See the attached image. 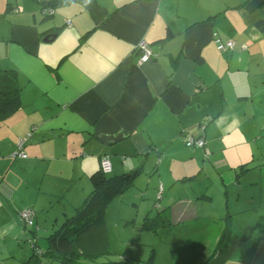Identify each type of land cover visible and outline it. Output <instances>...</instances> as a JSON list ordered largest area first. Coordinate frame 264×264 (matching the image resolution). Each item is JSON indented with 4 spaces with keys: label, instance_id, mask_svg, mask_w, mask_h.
<instances>
[{
    "label": "crops",
    "instance_id": "1",
    "mask_svg": "<svg viewBox=\"0 0 264 264\" xmlns=\"http://www.w3.org/2000/svg\"><path fill=\"white\" fill-rule=\"evenodd\" d=\"M9 8L0 68L16 74L21 106L0 123V264L28 254L18 213L31 209L39 233L55 227L84 204L103 156L111 174H136L129 187L142 177L161 189L159 201L210 184L206 171L226 197L247 172L248 187L264 185V152L253 158L264 150V0L63 1L46 17L32 0ZM214 37L233 49L218 51ZM140 40L154 54L144 64ZM202 124L204 149L186 148ZM234 136L247 143L228 145ZM22 138L26 157H12ZM243 144L252 147L228 156Z\"/></svg>",
    "mask_w": 264,
    "mask_h": 264
},
{
    "label": "rangeland",
    "instance_id": "2",
    "mask_svg": "<svg viewBox=\"0 0 264 264\" xmlns=\"http://www.w3.org/2000/svg\"><path fill=\"white\" fill-rule=\"evenodd\" d=\"M11 2L14 3V0H0V29L6 28V35H10V16L14 13V10L9 8ZM1 37L0 35V41H2ZM7 40L10 41L9 36H7ZM234 139L238 140L237 143H247L246 139L234 136L227 142L228 145L232 144ZM257 145L255 148H261V145H264L262 138L257 139ZM245 146L252 147L248 144L240 145L236 147L237 150L227 151L228 153L232 152L228 156L243 152L247 149ZM192 147L186 148L194 149ZM259 150L264 152L257 148L253 158L259 156ZM181 156L180 152L178 157ZM204 160L203 157L200 159V165ZM168 162L166 161L165 165ZM206 173L211 180L210 184L206 180H199L191 185L183 184L187 189L192 187L194 190L187 192L180 189L179 192H172L169 197L166 193L157 202L155 198L157 188L138 183L142 178L138 177L132 187L113 198L109 203L105 217L106 233L104 236V243H108H106L107 249L102 250L100 254L96 253L97 256L91 260L92 262H86L89 264L94 262L147 264L153 252L155 255L154 264H199L201 254L207 253L215 243L218 233L221 231L220 223L228 214L230 227L235 230L233 233L235 238L231 236L230 242L234 240L240 242L241 239L243 242L235 252H232L227 264H264V185L256 184L248 187L246 184H252L255 177L253 173L247 172L245 174L247 176H244L245 178L241 181V186L229 188L232 195L226 197L223 192L222 194L215 192V186L212 185L215 180L214 173L208 171ZM86 185L88 183H84L83 187ZM195 191L211 193L212 201L197 198L192 194ZM87 193L88 191L84 192V195L87 196ZM238 195L240 197L237 200ZM245 195L249 198L244 200L243 196ZM76 201L81 205V201H83L81 194L78 195ZM75 211L69 210V217ZM145 217H149L150 223L153 224L151 225L148 221L149 225H143ZM51 231L50 229L39 233L37 246L41 251L45 250L47 246L45 238ZM26 248L28 254L24 261L31 254V243H27ZM102 248L101 246L99 250ZM106 251L107 253H105ZM17 255L14 256L15 261L7 260L6 264H21V260L18 258L22 252H18ZM43 264L60 263L43 259Z\"/></svg>",
    "mask_w": 264,
    "mask_h": 264
},
{
    "label": "trees",
    "instance_id": "3",
    "mask_svg": "<svg viewBox=\"0 0 264 264\" xmlns=\"http://www.w3.org/2000/svg\"><path fill=\"white\" fill-rule=\"evenodd\" d=\"M32 1L38 3L41 13L46 17L53 15V9H56L60 4H62L63 1L74 2L77 0H32ZM56 4L59 5L57 6ZM213 42L218 51L233 49V47L231 49L218 48L219 44L225 46L226 43L230 41L221 42L219 38L214 37ZM20 106H21L20 89L18 86V79L16 74L12 70H3L0 68V123L12 117L20 109ZM205 127H206L205 124L200 125L198 127V135L197 136L191 135L194 140L195 139L202 140L203 144L201 146H197V145L195 146L193 145V147L189 146L187 144V141L191 136L184 142L185 146L204 149L203 132ZM16 150H17V143H16L15 151ZM207 156L208 154H205L204 152V157ZM102 158H107L109 160V157L107 156H103ZM102 158H100V160ZM244 166L245 165L243 166L241 165L240 167L237 168L240 169ZM133 175L130 173L114 175L111 174V171L108 174H103L99 168L98 172L94 173L90 177V182L93 188L88 194L84 204L76 208V211L73 215H70V217L68 216L64 220L62 219L61 222L57 223L56 226L51 229L52 230L51 233H49V235L45 238L47 246L43 251H41L37 246L39 229H36L37 227L35 225L34 212L31 209L21 210L18 213L19 219L23 224L24 231H27L26 233L30 234V237L32 238L30 239V243L32 245L31 254L23 264H43V259L53 262H58L60 264H89L86 261L92 262L91 260L95 259L97 256L96 253L100 254L102 250L107 249L106 248L107 242L104 243L105 240L104 236L106 233L105 217L107 213V207L113 198L121 195L125 190L128 189L129 185L132 183ZM189 179L191 178H183V180L181 181H185ZM161 193L162 190L158 189L156 202L161 198ZM198 198H202V196H198ZM24 212L30 213V217H29V219L31 220L30 226L27 225L25 221L20 217V214ZM150 220L151 219H149V217H145V219L143 220V225L145 224H146L145 226L149 225L147 222L149 221L150 223ZM152 221L154 222L155 220ZM93 229L99 231L96 239L88 238L89 232ZM220 230L221 231H219L220 233H218V236L212 248L207 253L201 254L199 264H224L231 256L232 252L233 251L235 252L243 242V239H241L240 242L236 240L230 242L231 236L235 238V236H233L235 230L232 227H230V217L228 214H226L225 218L223 219V222L220 223ZM101 246L103 248L99 250ZM105 253H107V251ZM154 258L155 255L152 252L147 261V264H154V260H155ZM92 264H127V262H118V263L94 262Z\"/></svg>",
    "mask_w": 264,
    "mask_h": 264
},
{
    "label": "built area",
    "instance_id": "4",
    "mask_svg": "<svg viewBox=\"0 0 264 264\" xmlns=\"http://www.w3.org/2000/svg\"><path fill=\"white\" fill-rule=\"evenodd\" d=\"M218 43V42H217ZM233 47V44L231 42L226 43L225 46H222L219 44V49L229 48L231 49ZM136 50L138 51L140 57H139V63H146L153 57V52L150 47H148L147 43L144 40H140L136 45ZM26 139H20L17 142V150L13 153V157H19V158H25V154L22 152V146ZM187 144L189 146H201L203 144L201 139H193L189 138L187 141ZM99 168L102 171L103 174H108L111 171V163L107 158H102L99 163ZM21 219L25 221L27 225H31V220L29 219L30 213L24 212L20 214Z\"/></svg>",
    "mask_w": 264,
    "mask_h": 264
},
{
    "label": "water",
    "instance_id": "5",
    "mask_svg": "<svg viewBox=\"0 0 264 264\" xmlns=\"http://www.w3.org/2000/svg\"><path fill=\"white\" fill-rule=\"evenodd\" d=\"M54 37H55V36H51V37H50V36H49V37L47 36V37L44 38L43 41L49 42V41H50L51 39H53Z\"/></svg>",
    "mask_w": 264,
    "mask_h": 264
}]
</instances>
